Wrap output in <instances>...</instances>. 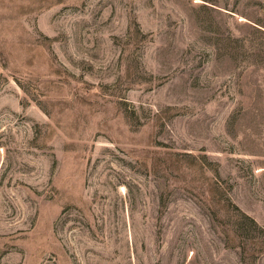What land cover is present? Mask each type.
I'll list each match as a JSON object with an SVG mask.
<instances>
[{"label":"rangeland","instance_id":"obj_1","mask_svg":"<svg viewBox=\"0 0 264 264\" xmlns=\"http://www.w3.org/2000/svg\"><path fill=\"white\" fill-rule=\"evenodd\" d=\"M0 264H264V0H0Z\"/></svg>","mask_w":264,"mask_h":264},{"label":"trees","instance_id":"obj_2","mask_svg":"<svg viewBox=\"0 0 264 264\" xmlns=\"http://www.w3.org/2000/svg\"><path fill=\"white\" fill-rule=\"evenodd\" d=\"M245 216H246L247 218H249V219H250V221H252L254 224H256V225H257V223H256L255 219H253V218L249 217L247 214H246Z\"/></svg>","mask_w":264,"mask_h":264}]
</instances>
